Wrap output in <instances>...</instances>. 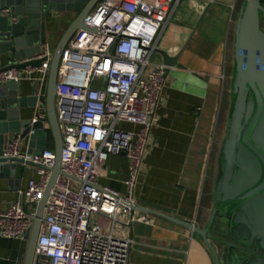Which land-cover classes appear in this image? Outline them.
<instances>
[{"label": "built area", "instance_id": "obj_1", "mask_svg": "<svg viewBox=\"0 0 264 264\" xmlns=\"http://www.w3.org/2000/svg\"><path fill=\"white\" fill-rule=\"evenodd\" d=\"M175 1L100 0L85 20L99 32L78 30L65 47L55 98L63 138L61 172L45 205L34 264H129L130 240L117 237L114 227L122 215L135 219L136 188L165 87L166 67H152L151 58ZM9 14L10 9H0V16ZM52 57L42 48L41 67H28L39 86L47 83ZM21 72H1L0 85L19 82ZM45 94L39 91L33 123L46 118ZM124 122L138 125V131L119 130ZM110 155L129 161L125 194L99 183ZM4 156L32 162L38 174L0 211V235L24 240L56 155L45 149L29 156L16 135ZM98 217L107 219L108 230Z\"/></svg>", "mask_w": 264, "mask_h": 264}, {"label": "crops", "instance_id": "obj_2", "mask_svg": "<svg viewBox=\"0 0 264 264\" xmlns=\"http://www.w3.org/2000/svg\"><path fill=\"white\" fill-rule=\"evenodd\" d=\"M244 0H179L170 7L152 55V67L164 65L162 52L177 58L165 76V87L152 128L136 188V205L114 227L117 237L130 240L129 264H215L207 247L190 229L173 219L204 227L213 208L216 156L225 134L229 90L234 65L236 21ZM77 12L43 13L40 19L42 48L54 53ZM7 58L0 59L6 66ZM165 66V65H164ZM21 72L19 94L32 96L36 74ZM47 83L40 84L46 93ZM5 85V84H4ZM37 107L20 108L21 120H33ZM117 128L136 132L139 126L124 122ZM18 135L21 136V133ZM16 135H10L12 140ZM55 151L49 124L23 139V150ZM129 161L110 155L105 175L99 179L121 194ZM31 179L34 166L24 171L19 188L10 178H0V211L8 209ZM144 217L138 220L136 217ZM108 230L110 223L96 218ZM23 240L0 235V264H17ZM221 252V246H218ZM222 253V252H221ZM26 254H23L25 257Z\"/></svg>", "mask_w": 264, "mask_h": 264}, {"label": "water", "instance_id": "obj_3", "mask_svg": "<svg viewBox=\"0 0 264 264\" xmlns=\"http://www.w3.org/2000/svg\"><path fill=\"white\" fill-rule=\"evenodd\" d=\"M100 0H0V9L10 14L0 16V59L7 58L0 73L11 69L23 71L39 68L44 60L41 53L40 19L43 13L77 12L78 15L62 36L53 53L48 71L45 94L46 118L33 123L21 120L20 108L36 107L39 85L32 96L21 98L19 82L0 85V178H10L19 188L24 171L32 162L4 156L11 142L10 135L21 133L22 139L38 131L45 133L49 124L55 140V167L38 204L34 225L22 243L17 264H34L46 202L61 172L63 138L57 117L55 98L58 89L59 65L63 51L78 30L89 27L85 20ZM264 13L261 0H244L239 12L234 39V65L229 90V113L225 134L216 156L213 180V208L206 226L173 219L192 230L207 247L215 264H264V257L253 259L220 235L230 234L242 246L254 243L264 251V31L260 15ZM166 72L177 63L162 52ZM29 156L39 154L29 150ZM218 245L228 247L225 254ZM236 249V251H232ZM23 254H26L23 257Z\"/></svg>", "mask_w": 264, "mask_h": 264}, {"label": "flooded vegetation", "instance_id": "obj_4", "mask_svg": "<svg viewBox=\"0 0 264 264\" xmlns=\"http://www.w3.org/2000/svg\"><path fill=\"white\" fill-rule=\"evenodd\" d=\"M262 5L264 6V0H261ZM260 24H261V28L264 31L263 25H262V13L260 15ZM219 237H221L223 240L227 241V242H232L234 245L240 247L242 250H237L238 252H240L243 255H246L248 257H250V259L255 258L256 256H262L264 257V251L262 249H260L256 243L253 244V246L251 247H244L241 244H239L236 239L234 238V236L230 235L229 233L226 235H220ZM221 246V251L223 252V254L226 253L228 247L226 245H218ZM232 251H236V249L232 248Z\"/></svg>", "mask_w": 264, "mask_h": 264}, {"label": "rangeland", "instance_id": "obj_5", "mask_svg": "<svg viewBox=\"0 0 264 264\" xmlns=\"http://www.w3.org/2000/svg\"><path fill=\"white\" fill-rule=\"evenodd\" d=\"M262 25H263V28H264V13H262ZM222 256H223V252H222Z\"/></svg>", "mask_w": 264, "mask_h": 264}]
</instances>
